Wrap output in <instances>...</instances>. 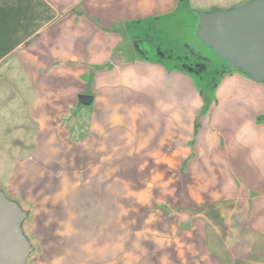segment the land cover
I'll list each match as a JSON object with an SVG mask.
<instances>
[{
    "label": "crops",
    "instance_id": "crops-1",
    "mask_svg": "<svg viewBox=\"0 0 264 264\" xmlns=\"http://www.w3.org/2000/svg\"><path fill=\"white\" fill-rule=\"evenodd\" d=\"M43 1L51 8L52 17L40 20L39 27H33V33L7 55L25 42L29 55L37 56L29 46L41 47L43 61L64 64L59 69V91L76 99L63 111H92L89 142H98L100 131L107 143L106 152L119 139L126 141L125 109L139 111L138 105L130 103H146L138 122L142 142H153L155 152L169 159L179 175L175 206L180 208L181 219L173 226L176 247L169 251L181 257L168 259V263L264 264V81L242 70H229L216 79L211 90L203 88L184 68L151 57L129 60L124 56L119 48L125 25L177 12L180 0ZM190 2L199 9L210 4V0ZM78 63L80 68L68 65ZM71 76L83 80L87 76L85 82L103 89L97 92L74 86L71 90ZM83 93L94 95L91 104L80 102ZM98 94L111 101L105 115L97 112ZM118 98L122 102L117 103L123 104L120 117L113 108L118 109L114 103ZM89 105L91 108H87ZM117 126L116 131L109 130ZM47 129L38 135L37 154L49 148L56 137L52 128ZM146 133L152 139L147 140ZM73 200L70 198L69 204L59 202V211L65 212ZM74 213L70 226H63L61 231L67 234L59 238L82 239L76 234L80 222ZM179 239L184 246H177ZM95 245L89 248L96 251L90 252L91 256L97 255ZM42 251V255H64L63 261L71 263L82 262L79 255L87 253L69 246H61L55 253L43 245ZM144 254L145 250L138 254V262L145 260ZM85 260L90 264L102 262ZM105 261L136 262L125 257V250L121 259L117 256Z\"/></svg>",
    "mask_w": 264,
    "mask_h": 264
},
{
    "label": "rangeland",
    "instance_id": "rangeland-1",
    "mask_svg": "<svg viewBox=\"0 0 264 264\" xmlns=\"http://www.w3.org/2000/svg\"><path fill=\"white\" fill-rule=\"evenodd\" d=\"M248 1L210 0L206 9H199L190 0H180L177 12L127 23L119 50L129 60L151 57L184 68L203 88L213 90L212 85L223 72L246 71L226 68L227 61L195 36L198 13L230 9ZM40 12L37 22L47 16ZM26 44L0 59V191L20 212L16 228L28 244L25 264H90L85 260L90 258L111 264L105 259H121L124 250L125 257L135 259L134 264L159 260L169 264L168 259H180L169 251L176 247L173 226L181 219L180 208L175 206L178 169L169 159L159 157L153 142H142L138 122L146 103H130L138 105L139 111L125 109L126 141L119 139L106 152L107 143L100 131L98 142H89L92 111H63L76 99L59 91V69L64 64L43 61L41 47L29 46L37 56L29 55ZM85 80L71 76L69 87L97 92L103 89ZM108 102L110 99L98 94L99 115H105ZM117 102L122 100L114 102L118 109L113 107L119 116L123 104ZM49 127L56 137L49 148L37 154L38 135ZM146 135L147 140L152 139ZM70 198H74L71 206L61 213L58 203L64 200L69 204ZM73 213L80 222L76 233L81 234L80 241L59 238L67 234L61 231L74 218ZM177 242V246H184L182 240ZM93 243L96 256L89 255ZM43 245L55 253L61 246L82 248L87 253L79 255L81 263H71L63 261L64 255H42ZM143 250L145 260L138 262Z\"/></svg>",
    "mask_w": 264,
    "mask_h": 264
},
{
    "label": "water",
    "instance_id": "water-1",
    "mask_svg": "<svg viewBox=\"0 0 264 264\" xmlns=\"http://www.w3.org/2000/svg\"><path fill=\"white\" fill-rule=\"evenodd\" d=\"M195 36L227 61L226 68L264 81V0L199 12ZM79 99L91 104L94 95L83 93ZM19 218V210L0 191V264H25L28 244L16 228Z\"/></svg>",
    "mask_w": 264,
    "mask_h": 264
},
{
    "label": "trees",
    "instance_id": "trees-1",
    "mask_svg": "<svg viewBox=\"0 0 264 264\" xmlns=\"http://www.w3.org/2000/svg\"><path fill=\"white\" fill-rule=\"evenodd\" d=\"M50 9L43 0H0V59L39 27L40 11L51 18Z\"/></svg>",
    "mask_w": 264,
    "mask_h": 264
},
{
    "label": "flooded vegetation",
    "instance_id": "flooded-vegetation-1",
    "mask_svg": "<svg viewBox=\"0 0 264 264\" xmlns=\"http://www.w3.org/2000/svg\"><path fill=\"white\" fill-rule=\"evenodd\" d=\"M190 56V55H189ZM193 58H197V57H193ZM205 60L204 57H198V60ZM210 67H212L211 63H210ZM215 69V68H214Z\"/></svg>",
    "mask_w": 264,
    "mask_h": 264
}]
</instances>
